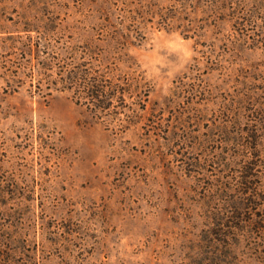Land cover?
Here are the masks:
<instances>
[{"label": "rangeland", "instance_id": "374dc122", "mask_svg": "<svg viewBox=\"0 0 264 264\" xmlns=\"http://www.w3.org/2000/svg\"><path fill=\"white\" fill-rule=\"evenodd\" d=\"M84 63L104 115L47 94ZM0 232L12 264H264V0H0Z\"/></svg>", "mask_w": 264, "mask_h": 264}, {"label": "trees", "instance_id": "16d2710c", "mask_svg": "<svg viewBox=\"0 0 264 264\" xmlns=\"http://www.w3.org/2000/svg\"><path fill=\"white\" fill-rule=\"evenodd\" d=\"M25 46L27 47H24V50L27 53H32V51L36 48L35 45L30 44ZM46 62L48 65L49 62ZM87 64L88 63L83 64L87 66L86 68H82L83 65L77 66V68L71 67L68 74L51 79L47 86V88H49L47 94L51 95L54 89L59 90L60 88H63L62 90L69 91L77 85V88H79L77 90H82V92H85V95L76 96L74 92L70 91L73 100L79 104L95 108V114L104 115L106 114L107 109L111 107L112 103L119 98L126 96V93L125 91L120 92L117 89V85L113 82L114 77L110 76V78H106V80L99 79L94 73L95 68L93 65L91 64L90 66ZM31 85H34L33 79H31ZM13 86V83L10 80H7V87H11L13 88V91H17L18 88ZM257 135L252 134L251 138L258 141V138H256ZM257 141L256 143H258ZM5 237L6 235L0 232V264H12L10 242L8 240L5 241Z\"/></svg>", "mask_w": 264, "mask_h": 264}]
</instances>
